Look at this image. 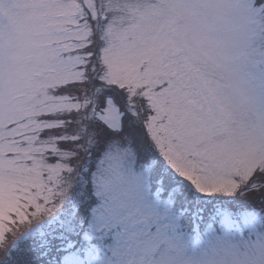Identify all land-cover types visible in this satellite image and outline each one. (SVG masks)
<instances>
[{
	"label": "snow or ice",
	"instance_id": "1",
	"mask_svg": "<svg viewBox=\"0 0 264 264\" xmlns=\"http://www.w3.org/2000/svg\"><path fill=\"white\" fill-rule=\"evenodd\" d=\"M0 264H264V0H0Z\"/></svg>",
	"mask_w": 264,
	"mask_h": 264
}]
</instances>
